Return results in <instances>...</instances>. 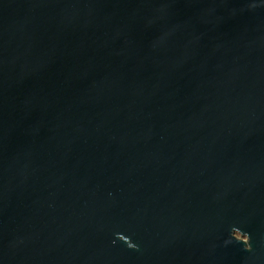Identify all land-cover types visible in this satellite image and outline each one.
Returning <instances> with one entry per match:
<instances>
[{
  "label": "water",
  "instance_id": "obj_1",
  "mask_svg": "<svg viewBox=\"0 0 264 264\" xmlns=\"http://www.w3.org/2000/svg\"><path fill=\"white\" fill-rule=\"evenodd\" d=\"M0 264H264V0H0Z\"/></svg>",
  "mask_w": 264,
  "mask_h": 264
},
{
  "label": "clouds",
  "instance_id": "obj_2",
  "mask_svg": "<svg viewBox=\"0 0 264 264\" xmlns=\"http://www.w3.org/2000/svg\"><path fill=\"white\" fill-rule=\"evenodd\" d=\"M240 233H242V232H241L239 229H233L231 235H232V237H233L235 240H237V241H241V242H243L245 245H247V244H248V241H249V236L246 235V234H243L244 239L241 240L240 235H239ZM119 238H120L121 240H124V239H125V237H123V236H120Z\"/></svg>",
  "mask_w": 264,
  "mask_h": 264
}]
</instances>
